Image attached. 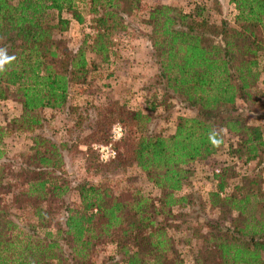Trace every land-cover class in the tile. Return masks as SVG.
<instances>
[{
  "label": "trees",
  "instance_id": "16d2710c",
  "mask_svg": "<svg viewBox=\"0 0 264 264\" xmlns=\"http://www.w3.org/2000/svg\"><path fill=\"white\" fill-rule=\"evenodd\" d=\"M87 2L88 13L97 15L92 19V51L105 55L110 33L121 25L119 16L136 11L138 0ZM229 3L236 12L234 27L225 21L206 23L200 8L193 13L165 5L149 9L145 24L150 28L147 38L157 80L164 83L165 93L170 90L181 106L194 111L190 118L177 119L171 135H151L146 115L129 114L116 106L95 114V119L88 117L91 122L86 128H92L88 137H78L84 127L82 120L67 127L62 143L33 137L31 153L13 174L19 190L6 199L3 192L9 183L0 166V264H93L89 259L92 249L106 241L115 245L123 264H186L180 253L172 250L167 229L155 222L174 205L192 210V193L183 188L190 174L184 166L214 154L223 144L222 130L237 138L231 147L232 158L246 163L264 153L259 126L247 124L236 112V101L248 104L251 89L264 75V0ZM49 10L57 14L55 23L46 21ZM62 12L81 21L74 0H0V100L10 87L14 89L21 114L12 123L19 125L18 129L32 131L45 110L64 112L69 88L83 81L86 74L82 49L72 54L53 37L54 32L67 28ZM114 123L121 126L122 136L113 146L114 160L103 168L88 146L106 142ZM5 134L0 127V159ZM79 145L85 146L88 170L91 166L134 165L160 191V197L153 201L139 193L114 194L102 184L78 183V204L62 206V221L49 225L47 217L54 211V201L61 202L70 189L58 183L53 173L62 165L66 149L74 147L76 151ZM226 172V168L212 172L215 189L207 197L209 207L218 214L207 221V235H198L209 245L200 248L192 264H264V198L258 200L251 192L258 183L256 177L230 187ZM179 192L181 195L175 194ZM22 205L28 208L30 220L18 224L8 208ZM98 264L117 262L106 258Z\"/></svg>",
  "mask_w": 264,
  "mask_h": 264
},
{
  "label": "rangeland",
  "instance_id": "374dc122",
  "mask_svg": "<svg viewBox=\"0 0 264 264\" xmlns=\"http://www.w3.org/2000/svg\"><path fill=\"white\" fill-rule=\"evenodd\" d=\"M158 5H165L184 13H191L200 8L203 11L201 18L206 23L218 25L220 21H225L231 27L235 26L233 19L236 12L229 0H138L136 11L130 15L119 16L121 25L110 33L108 50L105 55H100L92 51L91 45V38L95 33L92 19L97 15L88 13L87 0H74L75 11L81 21L76 22L70 13L62 12L61 18L68 20L67 28L60 33L54 32L53 35L54 39L62 41L66 50L72 54L82 49L87 62L83 81L72 85L68 90L67 108H64V112L57 110L41 112L40 124L32 131H27L18 129L19 125L12 123L21 114L14 89L10 87L5 92L6 97L0 100V127L6 131L1 141L3 156L0 159V166L3 165L2 177L9 183V187L3 192L5 199L10 193L19 190L18 180L13 174L17 173L18 167L31 153L33 137L47 138L55 144L62 143L67 138V127H72L73 122L77 120H82L84 126L78 131L79 139L88 137L92 130L86 128L91 122L88 117L95 119V114L116 106L122 107L123 111L129 114L143 113L149 119L146 125L148 132L163 137L171 135L179 117L190 118L194 115L193 110L184 108L175 100L170 90L167 89L165 93V90H162L164 83L157 80V67L147 38L150 28L145 22L149 9ZM45 18L49 23H55L57 14L49 10L46 11ZM256 34H259L258 30ZM143 70L147 73L152 70L154 75L152 79L151 76H148V80L139 79L137 76L147 75L146 72L141 73ZM137 92H140L139 99ZM251 93L252 98L248 104L236 101L237 115L247 124L256 123L264 128L263 75L254 84ZM112 125L109 126V130ZM222 139L223 144L214 154L203 161H195L184 166L190 174L183 188L186 189V193L187 191L192 193L190 198L192 210L183 209L180 204L174 205L169 209L168 215L159 216L155 220L157 224L167 229L166 235L173 242L172 250L178 251L186 264H192V259L201 250L200 248L205 244L209 245L198 235L202 237L207 235L209 229L207 221L214 220L218 214L215 209L209 207L207 197L208 193L215 189L212 178L214 169H227L225 180L230 187L239 184L243 179L256 177L258 183L251 192L256 193L258 200L260 197L264 198V153L252 160V164L246 165L243 161L232 158L230 153L231 147H235L237 143L236 136L222 130ZM95 144L98 143L89 144L88 149L95 152L92 148ZM84 151V145H79L76 151L74 147L66 149V153L62 156V165L53 173L58 183H65L70 189L62 196L61 202L54 201L52 205L54 211L47 217L49 225L62 221L64 217L62 206L73 208L78 204L75 191L78 183L102 184L114 194L125 191L139 193L153 201L160 197V191L155 189L134 165L127 168L111 166L103 169L107 163L99 162L103 168L91 166L88 170ZM180 193L182 192L175 194L181 195ZM8 211L15 222H19L18 224L24 219L30 220V212L24 205L20 208L9 206ZM142 245V249H145L146 245ZM106 258H112L117 264H123L115 245L109 241L97 244L92 249L89 259L93 264H98Z\"/></svg>",
  "mask_w": 264,
  "mask_h": 264
},
{
  "label": "built area",
  "instance_id": "2783aa9c",
  "mask_svg": "<svg viewBox=\"0 0 264 264\" xmlns=\"http://www.w3.org/2000/svg\"><path fill=\"white\" fill-rule=\"evenodd\" d=\"M122 136V128L118 123H114L109 130L108 141L103 144H95L92 146L93 150L97 154L98 161L106 163L115 157V150L113 145ZM217 173V169L213 171Z\"/></svg>",
  "mask_w": 264,
  "mask_h": 264
},
{
  "label": "crops",
  "instance_id": "0c3cea01",
  "mask_svg": "<svg viewBox=\"0 0 264 264\" xmlns=\"http://www.w3.org/2000/svg\"><path fill=\"white\" fill-rule=\"evenodd\" d=\"M141 65V67H144V66H142V64H140ZM139 65V66H140ZM139 66H138V68H139ZM137 68V70H139ZM140 71V70H139ZM143 72H146L147 73V71H141V73H143ZM148 76H151L150 78L152 79V77L154 76L153 74H152V70H150L149 71V73H147V75L146 76H137L139 79H141V80H148L149 79V77ZM156 76V75H155ZM263 78H264V75H263ZM137 99H139L140 98V92H137ZM254 125H257L256 123H253ZM259 126V128H260V131H261V133H262V135L264 136V128L261 126V125H258ZM172 134V133H171ZM249 164H252V161H249V162H246V165H249Z\"/></svg>",
  "mask_w": 264,
  "mask_h": 264
}]
</instances>
